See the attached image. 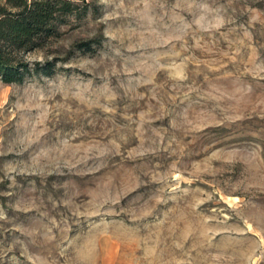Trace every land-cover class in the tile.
<instances>
[{
	"label": "rangeland",
	"instance_id": "1",
	"mask_svg": "<svg viewBox=\"0 0 264 264\" xmlns=\"http://www.w3.org/2000/svg\"><path fill=\"white\" fill-rule=\"evenodd\" d=\"M75 1L0 79V264H264V0Z\"/></svg>",
	"mask_w": 264,
	"mask_h": 264
},
{
	"label": "trees",
	"instance_id": "2",
	"mask_svg": "<svg viewBox=\"0 0 264 264\" xmlns=\"http://www.w3.org/2000/svg\"><path fill=\"white\" fill-rule=\"evenodd\" d=\"M0 5V79L22 82L34 74H50L53 63L30 66L20 56L40 48L58 34V26L75 13V0H4Z\"/></svg>",
	"mask_w": 264,
	"mask_h": 264
}]
</instances>
